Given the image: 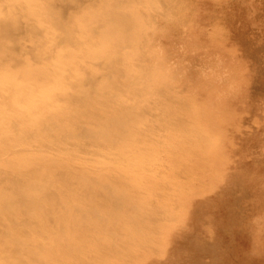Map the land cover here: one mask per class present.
I'll list each match as a JSON object with an SVG mask.
<instances>
[{
  "label": "rangeland",
  "instance_id": "obj_1",
  "mask_svg": "<svg viewBox=\"0 0 264 264\" xmlns=\"http://www.w3.org/2000/svg\"><path fill=\"white\" fill-rule=\"evenodd\" d=\"M0 29V264H264V0H0Z\"/></svg>",
  "mask_w": 264,
  "mask_h": 264
},
{
  "label": "bare ground",
  "instance_id": "obj_2",
  "mask_svg": "<svg viewBox=\"0 0 264 264\" xmlns=\"http://www.w3.org/2000/svg\"><path fill=\"white\" fill-rule=\"evenodd\" d=\"M95 31V30H94ZM94 31H91V35L94 33ZM96 32V31H95ZM96 33H98V32H96ZM99 35V34H98ZM12 37L13 36V34H12V30H7V29H0V37ZM100 36V35H99ZM100 37H102V36H100ZM79 39L81 40V39H83V40H88V34L87 33H82V34H80L79 35ZM11 42V41H10ZM14 42V41H13ZM9 44V43H8ZM8 48H6L5 50H7ZM264 178V177H263ZM255 198H256V196H255ZM264 199V198H263ZM260 200V199H259ZM254 202H256V201H254ZM258 211V210H257ZM257 215V214H256Z\"/></svg>",
  "mask_w": 264,
  "mask_h": 264
}]
</instances>
